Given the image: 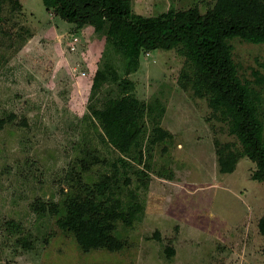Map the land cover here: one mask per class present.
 Returning a JSON list of instances; mask_svg holds the SVG:
<instances>
[{"label":"rangeland","instance_id":"374dc122","mask_svg":"<svg viewBox=\"0 0 264 264\" xmlns=\"http://www.w3.org/2000/svg\"><path fill=\"white\" fill-rule=\"evenodd\" d=\"M216 2L130 6L152 17L194 7L205 14ZM0 17V264H264V182L253 179L247 157L220 172L218 148L227 144L226 155L242 145L194 87L196 67L183 45L141 52L129 78L148 109L139 143L122 155L92 115L120 96L125 76L124 57L106 47L105 32L74 33L41 0H0ZM227 43L264 129V43ZM79 63L83 77L72 71ZM97 70L107 79L93 90ZM157 127L167 132L161 141ZM70 197L107 209L119 203L112 233L121 250L86 251L59 227ZM38 200L58 203L60 216L35 213Z\"/></svg>","mask_w":264,"mask_h":264},{"label":"trees","instance_id":"16d2710c","mask_svg":"<svg viewBox=\"0 0 264 264\" xmlns=\"http://www.w3.org/2000/svg\"><path fill=\"white\" fill-rule=\"evenodd\" d=\"M41 2L47 11L73 24L74 33L87 26L95 33L105 32L106 47L124 57L125 76L119 82L120 96L109 99L103 108L92 110L106 139L119 153L128 154L139 143L143 132L141 119L148 107L131 93L133 83L129 78L139 64L141 52L170 50L180 44L187 49V55L196 67L194 87L209 96L214 115L219 113L228 120L230 133L242 145L239 152L228 150L226 155L222 149L227 144L218 148L220 172H232L237 161L247 157L256 165L253 179L264 182V129L257 113V100L237 76L231 46L227 43L235 37L254 44L264 43V4L257 0H217L205 14L194 7L183 11L170 9L157 16L145 17L132 11L130 0ZM106 79L104 71L97 70L92 89L98 88ZM112 79L117 80L116 74ZM3 123L0 120V128ZM155 131L158 132L156 141L167 135L160 127ZM86 189L93 193L91 188ZM37 202L38 206H31L35 213L49 211L60 216L58 203ZM120 210L119 203L116 209H107L95 198L70 197L65 204L64 216H60L57 223L61 229L72 232L78 245L86 251L97 248L118 251L123 243L112 231L122 216ZM259 229L264 232V215L259 221Z\"/></svg>","mask_w":264,"mask_h":264},{"label":"built area","instance_id":"2783aa9c","mask_svg":"<svg viewBox=\"0 0 264 264\" xmlns=\"http://www.w3.org/2000/svg\"><path fill=\"white\" fill-rule=\"evenodd\" d=\"M72 51L75 50V47L71 46L70 48ZM82 64V63H81ZM81 64H77V65H73L72 66V71L75 72V73H78L80 74V76H85V70L84 68L81 66ZM83 68V69H82Z\"/></svg>","mask_w":264,"mask_h":264},{"label":"crops","instance_id":"0c3cea01","mask_svg":"<svg viewBox=\"0 0 264 264\" xmlns=\"http://www.w3.org/2000/svg\"><path fill=\"white\" fill-rule=\"evenodd\" d=\"M21 1V0H20ZM21 3V2H20Z\"/></svg>","mask_w":264,"mask_h":264}]
</instances>
